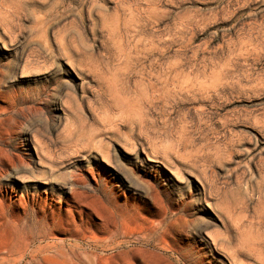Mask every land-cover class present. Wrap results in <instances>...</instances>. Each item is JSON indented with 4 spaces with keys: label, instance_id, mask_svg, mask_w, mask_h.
Here are the masks:
<instances>
[{
    "label": "rangeland",
    "instance_id": "obj_1",
    "mask_svg": "<svg viewBox=\"0 0 264 264\" xmlns=\"http://www.w3.org/2000/svg\"><path fill=\"white\" fill-rule=\"evenodd\" d=\"M0 264H264V0H0Z\"/></svg>",
    "mask_w": 264,
    "mask_h": 264
},
{
    "label": "bare ground",
    "instance_id": "obj_2",
    "mask_svg": "<svg viewBox=\"0 0 264 264\" xmlns=\"http://www.w3.org/2000/svg\"><path fill=\"white\" fill-rule=\"evenodd\" d=\"M200 83V82H199ZM194 84V83H193ZM198 86H200L198 84ZM201 87V86H200ZM187 89V88H186ZM209 90V89H208ZM37 140V139H36ZM40 149V148H39ZM109 231V230H108ZM107 231V233H108ZM111 231V234H109L107 237H104L103 239H100V243H104V247H99L100 250H106V249H111V250H116V249H119L121 247H123V243L122 241H117L116 239V235L117 233L114 231ZM75 240H78L79 237L77 236H74ZM64 243L61 242L60 245H57V244H53V245H47V247L45 248H42L43 252H48L50 251L51 254L50 255H47V254H44L42 257L43 258H46L47 256L51 257L53 259V261H59L60 258H64L65 257V254L63 253L62 251V248L61 247H64ZM72 245V244H71ZM73 247H77V245L73 244L72 245ZM83 246V245H82ZM66 248V247H65ZM113 253V252H112ZM33 256V255H32ZM95 258L97 260H100V263L103 262L105 259L102 255L98 256V255H95ZM61 262H64V259L61 260Z\"/></svg>",
    "mask_w": 264,
    "mask_h": 264
}]
</instances>
